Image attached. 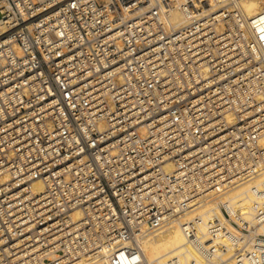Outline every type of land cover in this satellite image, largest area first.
I'll return each mask as SVG.
<instances>
[{
	"label": "built area",
	"instance_id": "2783aa9c",
	"mask_svg": "<svg viewBox=\"0 0 264 264\" xmlns=\"http://www.w3.org/2000/svg\"><path fill=\"white\" fill-rule=\"evenodd\" d=\"M170 222L205 264H264V12L0 0V264H143Z\"/></svg>",
	"mask_w": 264,
	"mask_h": 264
},
{
	"label": "bare ground",
	"instance_id": "6f19581e",
	"mask_svg": "<svg viewBox=\"0 0 264 264\" xmlns=\"http://www.w3.org/2000/svg\"><path fill=\"white\" fill-rule=\"evenodd\" d=\"M240 3L247 16L264 12V0H240ZM172 19L176 23L184 21L183 16L177 12H172ZM247 183L238 185L234 191L226 196L228 201H238L241 207H247L248 202L244 194ZM205 217L215 215L221 217L218 207L213 206L210 210H206ZM193 211L188 212V216ZM244 218L250 219V214L245 213ZM258 231L264 233V223H262ZM136 243L139 246L143 257V264H186L187 259L194 256L197 264H205L201 259L193 253L182 231L179 222H170L158 229L149 231L147 234L138 235Z\"/></svg>",
	"mask_w": 264,
	"mask_h": 264
}]
</instances>
